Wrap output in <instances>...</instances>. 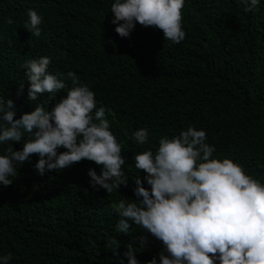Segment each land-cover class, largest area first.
Listing matches in <instances>:
<instances>
[{
  "label": "trees",
  "instance_id": "1",
  "mask_svg": "<svg viewBox=\"0 0 264 264\" xmlns=\"http://www.w3.org/2000/svg\"><path fill=\"white\" fill-rule=\"evenodd\" d=\"M112 2L27 0L7 8L0 0V97L14 101V118L38 103L48 111L66 95L59 90L35 101L27 97L25 61L50 57L49 72L67 87V73H75L94 92L96 106L105 107L128 180L111 192L93 189L88 169L99 174L100 166L86 159L43 176L34 168L36 155L18 165L12 183L0 186V255L10 254L9 264H116V241L122 255L141 231L133 225V233H117L112 207L135 198L132 182L144 173L135 168L134 154L155 152L162 137L178 136L189 125L206 132L214 158H230L264 183V0L248 12L238 0H185V38L175 44L139 24L128 37L119 36ZM28 9L42 17L39 37L24 28ZM7 38L23 41L11 49ZM141 128L148 131L143 145L134 138ZM9 146L0 145V154ZM148 239L137 249L140 264L162 249Z\"/></svg>",
  "mask_w": 264,
  "mask_h": 264
},
{
  "label": "clouds",
  "instance_id": "2",
  "mask_svg": "<svg viewBox=\"0 0 264 264\" xmlns=\"http://www.w3.org/2000/svg\"><path fill=\"white\" fill-rule=\"evenodd\" d=\"M21 1L27 0H7V8ZM238 2L245 12L255 11L260 4V0ZM184 3L113 0L111 23L123 38L139 24L159 29L163 39L180 43L185 38L181 24ZM27 17L24 28L39 37L42 17L34 9L27 10ZM22 41L6 39L11 49ZM50 62V57L40 56L23 65L29 100L65 90L66 95L50 110L38 103L32 111L14 118V101L0 97V145H10L0 154V186L10 185L17 166L33 155L38 157L34 168L40 176L86 159L100 166L99 174L88 169L91 188L111 192L127 185L121 170L125 157L105 118V107L96 106L94 92L80 84L73 72L67 73L72 82L67 87L64 79L48 71ZM18 91L23 92V83ZM147 136L145 128L134 132L141 145ZM206 139L203 129L189 125L178 136L162 137L155 152L148 149L134 154L135 168L144 173L132 182L135 198L120 199L112 207L119 216L117 233H133V225L141 231L133 235L135 243H129L122 255L115 252L116 241V264H125V258L126 264H140L136 253L148 246L149 235L161 242L162 249L145 264H264V183L246 174L232 159L214 158L215 148ZM13 141L21 142L22 147L13 148ZM61 148L64 150L59 151ZM11 258L10 254L0 255V264H9Z\"/></svg>",
  "mask_w": 264,
  "mask_h": 264
}]
</instances>
